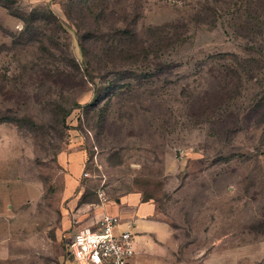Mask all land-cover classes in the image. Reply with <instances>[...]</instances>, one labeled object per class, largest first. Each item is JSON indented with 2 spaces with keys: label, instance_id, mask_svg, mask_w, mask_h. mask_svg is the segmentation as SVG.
I'll use <instances>...</instances> for the list:
<instances>
[{
  "label": "rangeland",
  "instance_id": "rangeland-1",
  "mask_svg": "<svg viewBox=\"0 0 264 264\" xmlns=\"http://www.w3.org/2000/svg\"><path fill=\"white\" fill-rule=\"evenodd\" d=\"M225 1L208 24L222 0H0V264H75L76 227L145 201L154 264H264V67L209 120L191 107L224 85L213 55H253Z\"/></svg>",
  "mask_w": 264,
  "mask_h": 264
},
{
  "label": "trees",
  "instance_id": "trees-1",
  "mask_svg": "<svg viewBox=\"0 0 264 264\" xmlns=\"http://www.w3.org/2000/svg\"><path fill=\"white\" fill-rule=\"evenodd\" d=\"M222 1L223 6H221V8H218L217 4L209 6L212 15L215 16L216 19L209 21L208 24L216 22L217 18L224 13L225 6L230 3V1ZM240 1L241 3H238V8H236L237 21L234 23V26H237V31H240L242 28L243 30H252V36L247 39L250 40L254 46L251 48L253 49V55L249 57H241L237 53H222L211 57L212 61H215L216 58L229 59L230 61L224 64L223 69L227 73L224 80L220 82L221 84H224L222 88L208 87L196 96L200 97L201 100L199 98L193 99L191 107L197 106L201 109L199 113H194V116L198 121L203 122L209 120L212 117V114L216 113L222 105L231 101L235 97L241 96L243 73L249 74V76L253 78L259 71L258 69L264 67V49L263 51H260L259 49V46H264V0ZM230 7L231 6L229 5L228 9ZM163 29L164 28H159L158 30L163 31ZM259 40L262 41L258 43ZM257 43L258 46L256 47ZM192 97L195 96L192 95ZM263 110L264 100H260L251 105L249 112L255 113ZM70 112V110L66 111V114L63 117L64 123ZM229 115L231 116V120L224 116H219L218 120H221L224 125H229L237 129L239 121L241 120L240 115L232 112ZM2 120V122L18 123L17 118L15 117H7ZM259 122H263L261 124H264V120L262 119L259 120Z\"/></svg>",
  "mask_w": 264,
  "mask_h": 264
},
{
  "label": "built area",
  "instance_id": "built-area-1",
  "mask_svg": "<svg viewBox=\"0 0 264 264\" xmlns=\"http://www.w3.org/2000/svg\"><path fill=\"white\" fill-rule=\"evenodd\" d=\"M120 221L106 213L90 225L76 227L68 242L75 264H130L136 252L133 228L120 230Z\"/></svg>",
  "mask_w": 264,
  "mask_h": 264
},
{
  "label": "crops",
  "instance_id": "crops-1",
  "mask_svg": "<svg viewBox=\"0 0 264 264\" xmlns=\"http://www.w3.org/2000/svg\"><path fill=\"white\" fill-rule=\"evenodd\" d=\"M76 154L79 155L80 159L84 157V154L81 152L76 153ZM74 155L72 154L70 159H72L74 157ZM63 161H66V158ZM69 164L73 165V163H71V162ZM79 165H80L79 167L81 168V164H79ZM155 211H156V206L153 205V203L151 201L141 202L140 205L137 204V206L135 208L129 209L126 211L127 215L130 216L129 219L132 220V223H131V221H129L127 226H132V228H133V227H136V225H138V224L145 225L146 228L144 227V232L142 235L145 236L146 238L152 234L157 235L159 233V231H161V232L165 231L166 230V227H165L166 224L163 223L162 221H159V220L153 218ZM106 213H110V212L106 211L105 213H102L99 218H101ZM110 214H112V213H110ZM121 225H119V229H121L120 228ZM133 233L135 234L134 231H133ZM135 247H137L136 246V240H135ZM142 252H143V249H139L137 247L136 252H135V257L131 260L130 264H154L155 263L152 260L153 256L145 255Z\"/></svg>",
  "mask_w": 264,
  "mask_h": 264
}]
</instances>
